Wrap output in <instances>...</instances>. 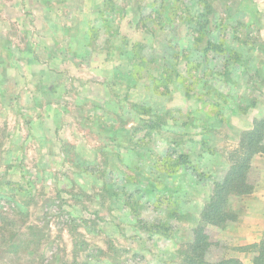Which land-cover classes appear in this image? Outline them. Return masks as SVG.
<instances>
[{
	"label": "rangeland",
	"instance_id": "rangeland-1",
	"mask_svg": "<svg viewBox=\"0 0 264 264\" xmlns=\"http://www.w3.org/2000/svg\"><path fill=\"white\" fill-rule=\"evenodd\" d=\"M6 1L12 2L0 0V4ZM115 1L117 5L111 15L117 20L119 9L125 10L126 5L141 12L148 10L152 0ZM239 2L217 0L213 3L217 15L227 18ZM5 12L7 16L12 15L11 11ZM231 15L233 20L234 15ZM248 18L244 13L243 19L247 21ZM143 32L144 35L131 30L132 39L144 36L149 45L160 51L161 35L151 38L145 30ZM184 32V28H179L176 37H172L175 41L178 39L181 46L189 45ZM253 60L257 63L264 59ZM18 61L15 51L10 57L0 53V222H3L0 264L7 260L2 244L12 242L14 235L11 233L27 230L41 243L43 256L38 257L36 264H182L180 245L190 235L196 214L211 193V181L206 178L197 181L192 170L184 166L169 182L159 173L150 172L154 169H149L154 157L173 146L178 152L188 153L191 162L206 174L219 177L228 166L226 153L235 147L239 135L233 120L229 119L217 126L214 133L202 137L200 128L196 127L202 122L201 115L194 113L196 107L201 106L200 99L185 98L181 87L173 84L169 85L167 94L153 93L146 89L150 83L146 86L140 80L127 98H120V107L98 109L97 115L105 118V124L99 120L98 126L106 125L114 134L107 132L98 139L89 133V138L79 136L76 139L77 143L91 146L89 152H85V148L72 147L71 142L63 144L54 140L49 143L39 137L46 132L47 124L29 121L40 110L23 106V97L16 99L17 74L11 70L20 65ZM153 72L158 73V69L153 68ZM243 90L241 86L237 93ZM138 102L151 106L163 118L165 122L158 131L152 130L144 136L147 129L135 130L142 126L141 118H149L148 115L139 116L132 109V104ZM262 102L264 100L260 99L258 106L262 107ZM72 104L71 101L67 107L71 118L89 113L93 116L97 110L85 112L89 107L78 108ZM229 115L233 118L238 114L229 112ZM201 138L209 139L215 153L207 149V144L202 145ZM93 146L96 152L92 151ZM130 174L135 175L128 181L126 176ZM254 177L252 173L250 180ZM146 185L151 191L138 189L136 192ZM154 191L168 197L170 203L153 201ZM128 192L132 193L129 198ZM238 204V198H233L231 206L236 208ZM168 214L174 215L170 219L173 233L144 230V218L164 220ZM213 236L220 241L210 252V256L216 258L223 255L221 250L225 244L216 232Z\"/></svg>",
	"mask_w": 264,
	"mask_h": 264
},
{
	"label": "trees",
	"instance_id": "trees-1",
	"mask_svg": "<svg viewBox=\"0 0 264 264\" xmlns=\"http://www.w3.org/2000/svg\"><path fill=\"white\" fill-rule=\"evenodd\" d=\"M215 1L152 0L148 10L140 12L138 26L146 29L153 37L160 34L163 46L158 51L146 42L137 41L131 44L129 52L130 77L134 83L142 80L146 85L149 82L147 85L150 86L146 85V89L160 95L167 94L169 85L173 84L181 87L185 98L200 99L201 106L196 107L194 113L201 115L202 122L196 124V127L200 128L202 137L214 133L217 126L227 123L229 112H245L263 95L259 87L262 81L260 62L255 63L253 60L260 59V54L264 53V44L258 35V12L248 0H240L233 8V14H230L232 17L234 15L231 20L230 15L227 18L217 15L213 3ZM224 1L228 3V0ZM227 10H230L229 7ZM244 13L249 16L247 21L243 19ZM179 28L185 29L189 45L181 46L178 39H172L176 37ZM182 59L183 63L180 64ZM153 68L158 69V73H154ZM240 85L244 90L238 94ZM131 107L139 116L148 115L155 119H140L143 124L135 130L147 129L144 136L152 130L158 131L165 122L146 103H133ZM201 143L207 144V149L215 153L209 139L201 138ZM263 151L264 111L253 119L250 128L239 132L235 147L227 151L225 156L228 166L219 177L206 174L191 162L188 153L181 150L178 152L173 146L166 147L154 157L149 170L154 169L150 172L159 173L166 182L173 179L182 166L191 169L197 181L200 178L211 181V193L202 204L190 235L180 245L182 264H243L239 258L231 256L212 258L211 249L220 244L213 234L215 230L237 219V207L233 208L231 202L233 198L252 192L251 159ZM134 175H127L126 180L134 178ZM138 189L151 191L148 185L140 186L136 192ZM131 195L127 193L128 198ZM152 195L153 201L158 204L164 200L170 203L163 194L154 191ZM133 210L136 211V208L133 207ZM173 216L168 214L164 220L144 218V230L160 234H169L167 231L173 233L174 226L170 220ZM0 223L2 229L3 222ZM13 235L12 242L2 244L7 259L4 264H36L38 257L43 256L37 237L28 230L23 233L15 231L11 233ZM244 249L255 253L253 264H264V237Z\"/></svg>",
	"mask_w": 264,
	"mask_h": 264
},
{
	"label": "crops",
	"instance_id": "crops-1",
	"mask_svg": "<svg viewBox=\"0 0 264 264\" xmlns=\"http://www.w3.org/2000/svg\"><path fill=\"white\" fill-rule=\"evenodd\" d=\"M248 1L258 12V35L264 44V0ZM115 5V0H12L0 4V53L9 57L11 52L16 53L20 65L11 70L17 74L15 96L17 100L23 97V106L40 110L29 121L47 124L46 132L39 134L42 140L71 142L72 147L89 152L91 146L77 143L79 136L89 138L92 133L99 139L107 132L114 134L106 125L98 126L99 120L105 124V118L97 115L98 109L120 107V98H127L136 88L130 77L131 44L148 43L144 36L139 40L131 37V30L143 35L146 31L138 26L140 12L126 5L114 20L111 12ZM6 10L14 16H7ZM259 68L263 95L245 112L228 116L239 132L250 128L253 119L264 111V102L258 106L260 99L264 100V60ZM71 101L73 107H89L85 112L97 110L93 116L89 113L71 118L67 111ZM108 120L113 122L112 118ZM93 123L97 125L92 127ZM252 173L256 176L253 190L238 197L237 219L215 230L225 244L223 256L239 258L243 264H253L255 254L244 248L264 237V151L252 157Z\"/></svg>",
	"mask_w": 264,
	"mask_h": 264
}]
</instances>
